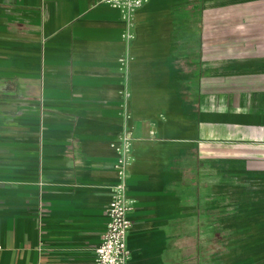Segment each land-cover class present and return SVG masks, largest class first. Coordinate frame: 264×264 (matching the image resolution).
<instances>
[{
  "label": "crops",
  "instance_id": "1",
  "mask_svg": "<svg viewBox=\"0 0 264 264\" xmlns=\"http://www.w3.org/2000/svg\"><path fill=\"white\" fill-rule=\"evenodd\" d=\"M129 29L0 0V264H95L126 132L127 264H264V0H148Z\"/></svg>",
  "mask_w": 264,
  "mask_h": 264
},
{
  "label": "built area",
  "instance_id": "2",
  "mask_svg": "<svg viewBox=\"0 0 264 264\" xmlns=\"http://www.w3.org/2000/svg\"><path fill=\"white\" fill-rule=\"evenodd\" d=\"M118 9L121 17L130 27L127 31L129 39L134 38L132 30L137 11L148 0H102ZM120 62L127 65L128 59L121 58ZM120 154L114 165L119 175V181L115 184L114 195L106 208V228L102 240L96 249L95 264H127L130 258L128 237L133 227L130 212L134 209V200L129 196V166L133 159V136L126 132L120 140Z\"/></svg>",
  "mask_w": 264,
  "mask_h": 264
},
{
  "label": "rangeland",
  "instance_id": "3",
  "mask_svg": "<svg viewBox=\"0 0 264 264\" xmlns=\"http://www.w3.org/2000/svg\"><path fill=\"white\" fill-rule=\"evenodd\" d=\"M181 17L183 18V19H185V20H187L188 19V15H187V12L186 11H182L181 13ZM183 35H187V32L185 31H183V33H182Z\"/></svg>",
  "mask_w": 264,
  "mask_h": 264
}]
</instances>
